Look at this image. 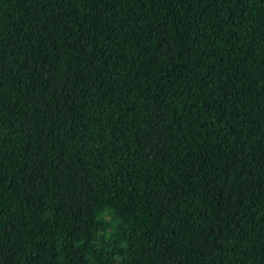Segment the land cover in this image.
<instances>
[{
  "label": "trees",
  "instance_id": "obj_1",
  "mask_svg": "<svg viewBox=\"0 0 264 264\" xmlns=\"http://www.w3.org/2000/svg\"><path fill=\"white\" fill-rule=\"evenodd\" d=\"M0 264H264V0H0Z\"/></svg>",
  "mask_w": 264,
  "mask_h": 264
}]
</instances>
